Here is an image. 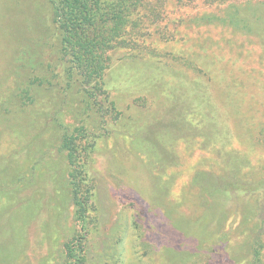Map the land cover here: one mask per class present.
<instances>
[{
  "label": "rangeland",
  "instance_id": "obj_1",
  "mask_svg": "<svg viewBox=\"0 0 264 264\" xmlns=\"http://www.w3.org/2000/svg\"><path fill=\"white\" fill-rule=\"evenodd\" d=\"M249 1L137 0L87 85L54 52L50 0H0V264H62L59 128L79 124V92L81 264H264V187L209 191L264 181V0ZM231 5L251 29L220 21Z\"/></svg>",
  "mask_w": 264,
  "mask_h": 264
},
{
  "label": "trees",
  "instance_id": "obj_2",
  "mask_svg": "<svg viewBox=\"0 0 264 264\" xmlns=\"http://www.w3.org/2000/svg\"><path fill=\"white\" fill-rule=\"evenodd\" d=\"M56 23L57 33L53 35L56 40L55 54L61 56L62 62L71 64L70 69H74L81 82L90 85L91 82L102 83V77L108 66L107 48L123 35V28L137 0H50ZM218 1V0H217ZM221 4L237 3L242 0H219ZM250 9L252 8L249 0ZM226 4V5H227ZM235 8V9H234ZM237 6L231 5L232 11L228 17L220 18V21L227 22L236 28L251 29L248 20L240 17L235 11ZM53 48V45H52ZM63 63L57 66L63 68ZM66 69L68 78L67 85L73 82V72ZM75 87H79V81ZM30 85L20 89L18 94L22 98L29 95ZM76 89V88H75ZM79 92V91H78ZM80 93V92H79ZM76 94L80 101L84 103L79 110V124L73 128L60 124V151L66 153L69 166V185L72 191V201L74 205L73 222L75 223L74 233L63 244L62 264H81L83 262V239L85 231L86 212L83 199L81 197L80 178L82 169L76 161L74 144L76 140L85 134L88 126L86 117L92 109L90 102L80 94ZM87 94V91H84ZM18 96V97H19ZM98 110L96 114H98ZM93 125L94 130L100 129L96 122ZM254 186H263L264 181L255 185V183H223L222 185L212 186L209 191L230 192L232 190H241L240 193L246 194ZM202 191V190H201ZM78 227V228H77Z\"/></svg>",
  "mask_w": 264,
  "mask_h": 264
}]
</instances>
